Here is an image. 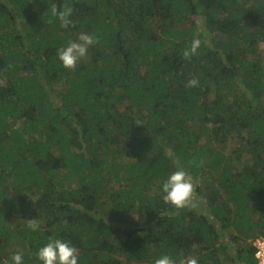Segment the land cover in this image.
Returning <instances> with one entry per match:
<instances>
[{
	"label": "trees",
	"instance_id": "16d2710c",
	"mask_svg": "<svg viewBox=\"0 0 264 264\" xmlns=\"http://www.w3.org/2000/svg\"><path fill=\"white\" fill-rule=\"evenodd\" d=\"M82 32L95 41L65 67ZM263 49L264 0H0V262L40 264L59 236L79 264H258ZM178 166L200 207L164 201Z\"/></svg>",
	"mask_w": 264,
	"mask_h": 264
},
{
	"label": "clouds",
	"instance_id": "9594fccd",
	"mask_svg": "<svg viewBox=\"0 0 264 264\" xmlns=\"http://www.w3.org/2000/svg\"><path fill=\"white\" fill-rule=\"evenodd\" d=\"M71 12L70 8L63 10L52 8V14L59 18L62 26H68L72 23ZM94 41L95 37L93 35L84 32L80 33L77 39L69 41L58 50L59 60L65 67H75L77 61L87 54L89 45L93 44ZM201 43L200 38L194 37L190 45L184 49L183 56L190 58L196 54ZM197 83L196 79L189 80V84L192 86ZM161 193L165 202L177 208L189 205L195 206V185L189 172L183 166H178L167 174L161 184ZM30 227L32 230H36L38 225L32 223ZM35 255L40 264H79L80 260L76 246L59 236L48 237L47 241L36 249ZM23 261L22 253L14 252L12 254L11 264H23ZM151 264H199V260L191 254L174 257L170 253H162L152 258Z\"/></svg>",
	"mask_w": 264,
	"mask_h": 264
},
{
	"label": "built area",
	"instance_id": "2783aa9c",
	"mask_svg": "<svg viewBox=\"0 0 264 264\" xmlns=\"http://www.w3.org/2000/svg\"><path fill=\"white\" fill-rule=\"evenodd\" d=\"M255 247V256L258 259V264H264V236H261L256 239Z\"/></svg>",
	"mask_w": 264,
	"mask_h": 264
},
{
	"label": "rangeland",
	"instance_id": "374dc122",
	"mask_svg": "<svg viewBox=\"0 0 264 264\" xmlns=\"http://www.w3.org/2000/svg\"><path fill=\"white\" fill-rule=\"evenodd\" d=\"M262 58H263V61H264V49H263V52H262ZM192 182H193V184L195 185V193H194V204L196 205V206H201L200 205V203H199V205H198V200L200 201V200H202V201H204L205 199L204 198H201V195L198 193V191H197V189H196V187H197V185L200 183V181H199V179H192ZM240 264V263H239Z\"/></svg>",
	"mask_w": 264,
	"mask_h": 264
}]
</instances>
